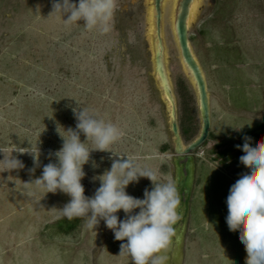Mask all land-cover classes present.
Instances as JSON below:
<instances>
[{
  "label": "rangeland",
  "instance_id": "rangeland-1",
  "mask_svg": "<svg viewBox=\"0 0 264 264\" xmlns=\"http://www.w3.org/2000/svg\"><path fill=\"white\" fill-rule=\"evenodd\" d=\"M173 1L165 4L167 67L189 143L201 121L173 35ZM52 6L53 0H0V160L14 156L24 165L12 172L0 166V264H132L131 257L119 256L126 241H117L103 220L95 230L86 227V218L68 220L60 210L67 195L25 183L56 163L50 153L63 145L57 128L65 137L67 129H76L73 109H86L122 133L109 149L113 154L91 153L82 180L85 196L94 195L100 186L94 177L119 157L154 169L158 182H174L147 0H116L112 29L103 35L86 30L83 22L65 25L61 16H49ZM189 37L208 83L212 127L195 155L183 264H244L245 246L226 224V198L238 175L248 170L237 145L246 137L250 144L264 138V0H214ZM256 133L261 135L253 137ZM80 138L86 141L83 134ZM86 147L94 145L89 141ZM152 188L149 179L140 178L126 191L143 199ZM117 215L127 218L123 211ZM61 221L74 227L61 229Z\"/></svg>",
  "mask_w": 264,
  "mask_h": 264
},
{
  "label": "clouds",
  "instance_id": "clouds-1",
  "mask_svg": "<svg viewBox=\"0 0 264 264\" xmlns=\"http://www.w3.org/2000/svg\"><path fill=\"white\" fill-rule=\"evenodd\" d=\"M51 15L62 17L65 25L81 24L88 31L101 35L112 29L116 10V0H53ZM76 129H65L70 133L62 136L60 150L50 153L56 163L43 167L42 175L32 182L38 188L52 194L57 192L70 199L61 210L68 220L86 218V227L95 230L103 220L121 243L119 256L131 257L132 264H167L165 253L169 250L176 234V225L182 219L181 196L173 181L158 182L157 173L148 166H141L128 157L114 159L111 167L97 177L100 186L92 197L85 196L82 180L84 166L89 163L93 151L109 152L121 137V130L113 123L98 118L86 109H73ZM86 138L81 141L80 135ZM246 137L239 160L248 170L241 172L231 185L226 198L228 229L236 230L240 242L247 253L244 264H264V138L254 144ZM91 141L93 149L86 147ZM39 150V148H38ZM40 154V152H39ZM113 154V153H112ZM34 163L39 159L32 153ZM40 156V155H39ZM0 166L9 171L18 170L24 165L14 156L0 160ZM97 165L93 164V167ZM35 169L30 170L34 173ZM147 178L153 188L145 190L144 198L138 199L127 194L130 184ZM139 209L137 214L134 210ZM123 211L126 219L120 220L118 213ZM230 264V262H227Z\"/></svg>",
  "mask_w": 264,
  "mask_h": 264
},
{
  "label": "water",
  "instance_id": "water-1",
  "mask_svg": "<svg viewBox=\"0 0 264 264\" xmlns=\"http://www.w3.org/2000/svg\"><path fill=\"white\" fill-rule=\"evenodd\" d=\"M167 0H147L149 32L152 47L154 79L166 105L172 148L174 182L181 196L180 215L176 234L169 250L167 264H183L186 235L189 225L190 204L196 181L195 155L207 143L211 127L210 93L205 73L194 54L190 41L191 28L214 7V0H174L171 12L172 30L178 46L180 63L197 97L201 121L199 134L185 143L178 121L177 99L167 67V49L164 40V16Z\"/></svg>",
  "mask_w": 264,
  "mask_h": 264
},
{
  "label": "trees",
  "instance_id": "trees-1",
  "mask_svg": "<svg viewBox=\"0 0 264 264\" xmlns=\"http://www.w3.org/2000/svg\"><path fill=\"white\" fill-rule=\"evenodd\" d=\"M182 125V124H181ZM182 130H181V132H182V134H183V136H187V131H186V129H184V127L182 126V128H181ZM261 134L260 133H256V135H254L253 137H259ZM184 137V138H185ZM205 146V145H204ZM170 145L166 148V150H170ZM225 153H222L221 155L223 156ZM59 227L61 228V229H64V230H71L74 226H73V224H71V223H67V221H61L60 223H59Z\"/></svg>",
  "mask_w": 264,
  "mask_h": 264
},
{
  "label": "flooded vegetation",
  "instance_id": "flooded-vegetation-1",
  "mask_svg": "<svg viewBox=\"0 0 264 264\" xmlns=\"http://www.w3.org/2000/svg\"><path fill=\"white\" fill-rule=\"evenodd\" d=\"M197 165V164H196Z\"/></svg>",
  "mask_w": 264,
  "mask_h": 264
}]
</instances>
